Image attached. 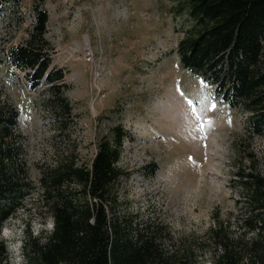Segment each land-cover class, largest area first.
Returning a JSON list of instances; mask_svg holds the SVG:
<instances>
[{
    "label": "rangeland",
    "instance_id": "1",
    "mask_svg": "<svg viewBox=\"0 0 264 264\" xmlns=\"http://www.w3.org/2000/svg\"><path fill=\"white\" fill-rule=\"evenodd\" d=\"M36 1L19 0L18 16L11 5L0 14V105L18 112L17 138L8 140L18 153L3 163L6 171L20 168L28 183L0 231L8 264H30L29 238L42 243L50 231L42 170L70 157L76 166L88 164L97 141L111 139L115 127L125 137L114 166L127 176L116 180L115 197L140 227L163 229L166 256L191 252L207 264L219 253V226L230 239L264 241V230L243 223L245 188L231 185L242 167L264 179V138L247 136L246 116L219 103L213 84L180 68L176 44L192 26L185 7L178 0H42L49 68L63 78L58 90L40 83L30 91L5 52L27 39ZM205 96L217 107L197 118L188 101H202L199 112L209 103ZM154 162V178H141Z\"/></svg>",
    "mask_w": 264,
    "mask_h": 264
},
{
    "label": "trees",
    "instance_id": "2",
    "mask_svg": "<svg viewBox=\"0 0 264 264\" xmlns=\"http://www.w3.org/2000/svg\"><path fill=\"white\" fill-rule=\"evenodd\" d=\"M192 26L176 44L182 70L204 84H213L215 97L229 110L246 116L244 131L249 137L264 138V0H178ZM19 0H0V14L11 5L17 14ZM180 7L176 9L179 11ZM30 30L22 43L9 46L5 59L11 71L23 72L28 90L40 83L58 90L63 71L49 68L50 58L43 36L47 12L42 0L32 4ZM18 112L0 105V231L21 202L27 184L19 168L6 171L3 159L18 153L9 141ZM111 139L101 137L88 164H74L70 157L53 169L42 170V199L53 228L41 243L29 238L25 255L30 264H198L191 252L166 256L156 224L139 226L118 202L114 184L126 176L114 163L125 137L120 127ZM13 143V142H12ZM148 175L158 165L147 164ZM231 185L246 190L243 223L251 230H264V179L251 169L233 172ZM225 228L213 232L219 253L208 264H264V241L233 240ZM264 232L260 233L263 234ZM41 235V233H40ZM5 241L0 238V264H8Z\"/></svg>",
    "mask_w": 264,
    "mask_h": 264
},
{
    "label": "snow or ice",
    "instance_id": "3",
    "mask_svg": "<svg viewBox=\"0 0 264 264\" xmlns=\"http://www.w3.org/2000/svg\"><path fill=\"white\" fill-rule=\"evenodd\" d=\"M182 95H183V93H182ZM203 99L208 100L209 103L207 105H205V107L200 108L199 112H197V108L195 107V104H199L202 101H195V102L193 100L188 101L189 105H193V107L191 108V111H192V113L196 114L197 118H200V114L205 112L206 110H214L217 107L216 103L212 102L210 97L205 96V97H203Z\"/></svg>",
    "mask_w": 264,
    "mask_h": 264
},
{
    "label": "clouds",
    "instance_id": "4",
    "mask_svg": "<svg viewBox=\"0 0 264 264\" xmlns=\"http://www.w3.org/2000/svg\"><path fill=\"white\" fill-rule=\"evenodd\" d=\"M48 228L51 230L52 228H53V223L50 221L49 222V224H48ZM8 231H7V229H5V231H4V233H3V235L4 236H8Z\"/></svg>",
    "mask_w": 264,
    "mask_h": 264
},
{
    "label": "built area",
    "instance_id": "5",
    "mask_svg": "<svg viewBox=\"0 0 264 264\" xmlns=\"http://www.w3.org/2000/svg\"><path fill=\"white\" fill-rule=\"evenodd\" d=\"M88 59V58H87ZM118 159V158H117ZM147 163V162H146ZM145 164V163H144ZM127 176H125V178H126ZM141 178H154V176L153 175H148V174H146V175H142L141 176ZM208 264V263H207Z\"/></svg>",
    "mask_w": 264,
    "mask_h": 264
}]
</instances>
